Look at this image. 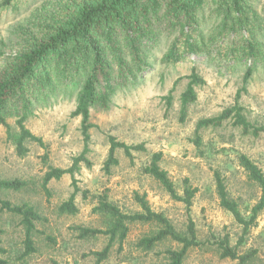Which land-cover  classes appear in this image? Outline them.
Masks as SVG:
<instances>
[{
  "label": "rangeland",
  "instance_id": "rangeland-1",
  "mask_svg": "<svg viewBox=\"0 0 264 264\" xmlns=\"http://www.w3.org/2000/svg\"><path fill=\"white\" fill-rule=\"evenodd\" d=\"M1 1V0H0ZM60 0H31L0 11V68L5 56L20 46L23 31H31L34 16L47 8H54ZM22 31V32H21ZM23 37V36H22ZM150 67L128 89L112 97L107 110H91L87 158L91 167L81 165L75 175L79 192L74 204L77 213L61 214L60 205L73 192L71 178L66 175L51 181L48 195L41 187L42 177L50 168L67 169L72 159L84 147L81 118L72 117L74 99H58L48 107L38 106L24 123L26 129L40 138L42 146L31 140L24 142L27 152L19 156L15 141L19 130L15 118L8 119L10 137L0 126V181L19 180L25 186L18 191L0 190V199L13 206L28 205L39 215L31 234L34 251L26 254L25 229L22 218L0 210V264H95L94 252L108 243V236L80 239L79 227L106 229L109 220L94 212L99 197L126 214L141 212L136 197H144L150 209L162 214L176 232L185 236L188 219L195 226L199 242L214 243L228 237L233 247L242 236V227L233 216L222 209L216 190L218 173L230 199L234 200L246 219L251 209L264 195L249 179L240 165V157H247L264 175V134H244L240 128L225 123L219 128L199 131L195 142V127L199 120L218 116L237 104L246 120L254 127L264 128V72L256 70L243 84L246 61H236L205 55L186 57L175 65L163 64L162 55L149 53ZM195 70L203 83L195 86L197 99L186 109L180 120V95L188 83L186 78ZM171 95V104L167 96ZM129 146L144 145V152H133L132 160L122 150L115 152L118 161L107 172L109 137ZM154 153H161L160 167L168 174L178 195L186 187L196 189L189 210L182 202L173 200L165 189L144 168ZM128 234L119 250L113 243L108 258L100 264H166L167 250L181 245L165 239L151 250H143L138 243L157 233L155 224L130 223ZM241 253L256 249L254 264H264V209L255 225L244 237ZM183 264H237L220 259L215 246H202L188 251Z\"/></svg>",
  "mask_w": 264,
  "mask_h": 264
},
{
  "label": "trees",
  "instance_id": "trees-1",
  "mask_svg": "<svg viewBox=\"0 0 264 264\" xmlns=\"http://www.w3.org/2000/svg\"><path fill=\"white\" fill-rule=\"evenodd\" d=\"M31 0H1L0 11L17 8ZM31 31H21L20 46L5 56L0 68V126L8 138V119L15 118L19 135L15 141L19 156L26 154V140L42 146L40 138L34 136L24 123L33 110L48 107L58 99H74L72 117L81 118V135L84 147L72 159L67 169L50 167L42 177L41 187L48 195L47 186L68 175L73 192L59 207L61 214L74 215L77 208L75 196L79 192L75 175L81 165L87 168L91 110H107L112 97L118 91L128 89L150 67L149 53L162 55V63L175 65L186 57L205 55L207 58H221L246 61L243 84L261 69L264 72V0H60L54 8L39 11ZM4 56L0 51V58ZM188 83L180 95V120L186 116V109L196 99L195 86L203 81L195 67L186 77ZM171 104L172 96L166 98ZM225 123L240 128L242 133L253 136L264 134V128L252 126L244 117L240 106L223 110L218 116L201 119L195 127V142H199V131L219 128ZM109 150L104 168L108 172L118 161L117 150L132 160L133 152H144V145L129 146L108 138ZM161 153H154L144 173L156 180L178 202L189 210L196 189L186 187L178 195L165 170L160 167ZM240 165L248 177L264 195V175L247 157H240ZM219 205L229 212L242 227V236L232 247L225 237L214 243L197 241L193 221L189 218L186 235L176 232L171 223L159 213L153 212L144 197H136L141 212L126 214L108 202L106 195L99 197L94 212L109 220L106 229L79 227L80 239L108 236L107 245L94 252L95 264L105 261L113 243L117 240L122 250L130 223L155 224L160 230L138 243L143 250H151L165 239L181 245L180 249L167 250L166 264H183L192 248L215 246L220 259L236 261L237 264H254L258 259L256 249L241 253L244 237L255 225L264 209L261 199L252 209L248 219L244 218L237 203L230 199L218 173H215ZM25 183L19 180L0 181V190H21ZM0 210L22 218L25 229L26 254L34 251L31 234L34 221L39 215L28 205L13 206L0 199ZM3 250L0 248V253Z\"/></svg>",
  "mask_w": 264,
  "mask_h": 264
}]
</instances>
